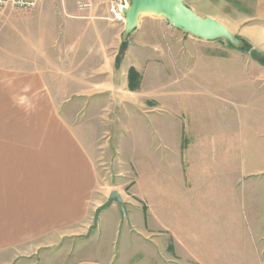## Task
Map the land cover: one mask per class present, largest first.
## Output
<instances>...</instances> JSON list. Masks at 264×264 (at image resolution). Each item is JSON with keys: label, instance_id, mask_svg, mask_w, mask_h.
<instances>
[{"label": "crops", "instance_id": "crops-1", "mask_svg": "<svg viewBox=\"0 0 264 264\" xmlns=\"http://www.w3.org/2000/svg\"><path fill=\"white\" fill-rule=\"evenodd\" d=\"M45 1L36 17L57 49L0 56V264H264V109L228 107L237 49L154 13L126 33L100 3ZM235 1L227 24L264 69L251 56L264 57V0ZM120 111L131 160L109 127ZM105 155L121 171L107 190ZM113 190L125 210L113 202L93 227Z\"/></svg>", "mask_w": 264, "mask_h": 264}, {"label": "rangeland", "instance_id": "rangeland-1", "mask_svg": "<svg viewBox=\"0 0 264 264\" xmlns=\"http://www.w3.org/2000/svg\"><path fill=\"white\" fill-rule=\"evenodd\" d=\"M49 2H56L61 9L62 0H46ZM45 1V2H46ZM70 4H77L78 8L85 9L87 8L84 4L100 3L101 8L110 7L119 2V0H63ZM189 7L199 13L201 16H216L217 20L222 22L233 34V38L229 39L226 37H220L216 39L206 40L213 41L220 46V49L223 50H239V46L241 48L246 49L248 47L246 40L243 36L244 26L242 24L239 25H228V13H234V9H237V12L243 13L244 2L235 0H183ZM229 5L232 6V10L229 11ZM42 4L32 12H18V11H1L0 12V56H3L4 53H11L16 59L29 60L38 57V55L42 52L49 51L51 49H57L53 45L57 42L52 41H42V20L39 18L40 13L39 10ZM52 6L50 5L46 8L45 13L52 12ZM88 6V7H89ZM49 9V10H48ZM239 9V10H238ZM38 15V18L36 17ZM112 14V12H111ZM47 16V15H46ZM50 14L47 16L50 18ZM238 20V19H237ZM48 22L44 25L46 26ZM60 28V29H59ZM56 33L61 32V27L59 25ZM52 34L51 32L49 35ZM52 36V35H51ZM250 43V42H249ZM235 45V46H234ZM252 46V44L250 43ZM253 48V46H252ZM237 50H233L234 54L230 55V65H233L237 68V79L239 83H237V88L242 90V95L236 97H232L234 100V104H229L231 113L234 112L236 114H244V113H253L258 114L259 112H263L264 109V69L258 67L256 61L252 60L248 52H239ZM0 63H3V58L0 57ZM249 68L251 71L252 78L255 81H250L247 76L241 74V70L243 68ZM245 82L244 85L240 84ZM238 89V91H239ZM240 92V91H239ZM243 96V97H242ZM127 111L119 112V122H114L112 125H109L110 130L115 132V136L118 134V141H120L123 153L121 156L131 160V154L127 153L128 146H130V133L132 132V124L128 119ZM129 114V113H128ZM131 129V130H130ZM131 131V132H130ZM130 152V151H129ZM103 161L101 163V173L103 175V188L107 190L114 186H117L118 179L117 173H121V171L114 165L110 164V155H105L102 157ZM104 165L105 167H103ZM132 174L135 173L136 176H140L145 173V171L131 170ZM134 176V175H133ZM107 184V185H106ZM105 186V187H104Z\"/></svg>", "mask_w": 264, "mask_h": 264}, {"label": "water", "instance_id": "water-1", "mask_svg": "<svg viewBox=\"0 0 264 264\" xmlns=\"http://www.w3.org/2000/svg\"><path fill=\"white\" fill-rule=\"evenodd\" d=\"M123 11L126 33L135 27L141 13L149 12L165 17L174 27L202 39L233 38L231 31L222 22L212 16L199 15L183 0H129ZM113 202H117L125 210L126 202L121 193L118 190L111 191L107 200L96 207L93 227L97 225L100 212Z\"/></svg>", "mask_w": 264, "mask_h": 264}, {"label": "built area", "instance_id": "built-area-1", "mask_svg": "<svg viewBox=\"0 0 264 264\" xmlns=\"http://www.w3.org/2000/svg\"><path fill=\"white\" fill-rule=\"evenodd\" d=\"M43 0H0V12L1 11H18V12H32L36 10ZM128 0H119L111 8L112 19L125 23V14L123 9L128 6ZM88 4H84L87 6Z\"/></svg>", "mask_w": 264, "mask_h": 264}, {"label": "trees", "instance_id": "trees-1", "mask_svg": "<svg viewBox=\"0 0 264 264\" xmlns=\"http://www.w3.org/2000/svg\"><path fill=\"white\" fill-rule=\"evenodd\" d=\"M247 43V42H246ZM248 47L246 49L244 48H239V50L241 51H247V52H250L251 48L249 46V44L247 43ZM251 56H253V58H255L256 60H258L261 64H264V57L259 55L257 52L255 51H252L251 52ZM133 70H131L132 72Z\"/></svg>", "mask_w": 264, "mask_h": 264}]
</instances>
